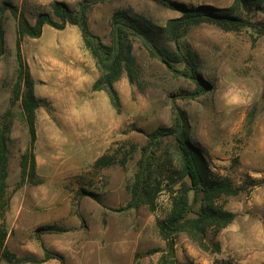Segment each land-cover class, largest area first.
<instances>
[{
	"label": "rangeland",
	"instance_id": "obj_1",
	"mask_svg": "<svg viewBox=\"0 0 264 264\" xmlns=\"http://www.w3.org/2000/svg\"><path fill=\"white\" fill-rule=\"evenodd\" d=\"M53 1L0 0V8L5 2L14 4L32 23L39 12L50 11ZM61 1L74 8L80 0ZM172 1L187 6L226 7L233 0ZM117 10H124L147 27L155 26V41L171 48L173 43L162 28L179 11L155 0L97 3L88 11V26L105 43L110 42V17ZM238 11L253 24L264 25V6L246 5ZM2 15L0 123L8 125L9 202L0 227V253L6 246L18 256L41 257V241L49 250L61 254L65 264H155L165 247L155 221L169 210L168 192L163 190L158 195L153 210L146 205L121 208L129 200V186L147 141L146 133L158 125H170L178 108L186 115L188 139L201 150L209 168L228 176L242 190L219 201L235 213L234 220L218 233L206 234L209 246L217 243L219 250H202L179 232L174 236L177 259L193 264L264 262V34H257L251 27L225 31L210 22L189 27L179 41L198 54L196 72L206 88L196 96L190 94L196 88L192 79L173 73L147 51L137 36L130 35L138 76L129 82L122 74L114 83L120 93L118 134L103 150L114 155L115 160L124 156V164L115 161L105 167H94L93 162L70 165V150L53 147L47 138L55 134L56 128L62 134L70 133L68 128L76 114L62 118L60 110H55L50 116V103L39 101L32 151L36 176L41 182H25L17 187L19 159L28 145L29 134L19 106L24 86L17 82L15 20L8 9ZM175 66L182 69L184 64ZM75 102L67 97L61 107L69 110ZM167 141L171 140L164 139ZM156 173L163 177L167 169ZM189 199L197 208L198 193L191 191ZM148 249L154 251L145 255ZM0 264H7L1 255Z\"/></svg>",
	"mask_w": 264,
	"mask_h": 264
},
{
	"label": "trees",
	"instance_id": "obj_2",
	"mask_svg": "<svg viewBox=\"0 0 264 264\" xmlns=\"http://www.w3.org/2000/svg\"><path fill=\"white\" fill-rule=\"evenodd\" d=\"M103 1L105 0H80L74 8H71L61 0H54L50 4V11L39 12L32 23L14 4L5 2L0 8V53L4 44L3 10L8 9L15 20L14 50L18 70L17 82L18 85L24 86L19 106L29 134L28 145L19 159L17 187L25 182L32 185L41 182L36 176L35 158L32 151L35 141V110L39 100L34 95L33 81L22 57L21 41L24 37H39L44 24L55 29H62L66 24L79 27L83 45L95 59L100 72V76L93 84V90L106 91L116 112L120 111V101L113 84L122 74L126 75L129 82H133L138 76V66L132 54L130 35L137 36L147 51L173 73L192 79L196 88L190 94L196 96L206 88L196 72L198 54L188 44L179 41L189 27L210 22L225 31H239L243 27H251L257 34H264L263 24H253L247 18L242 17L238 11L246 5L261 8L264 6V0H233L226 7H216L210 4L187 6L172 0H155L179 11V15L168 19L162 28L173 43L171 48L155 41L154 33H157L154 30L155 26L143 25L124 10L112 13L109 30L110 42L105 43L88 26V11L93 5ZM179 63L184 64L182 69L175 66ZM17 97L16 92L15 98ZM186 127L185 112L177 108L170 125H158L146 133L147 141L142 146L137 168L129 186L130 197L126 205L121 208L123 210L137 209L140 205H146L148 209L153 210L158 195L163 190L168 192L169 210L163 218L155 221L157 232L165 241V247L160 250L155 264H193L191 262L182 263L175 255L174 236L179 232L184 233L202 250L218 251L217 243H214L212 247L209 246L206 234L208 231L216 234L234 220L235 213L225 209L219 201L223 197L236 195L242 190V187L235 185L228 176L216 174L209 168L201 150L188 139ZM7 133L8 125L0 123V227L4 222V213L9 202L6 191ZM164 139L171 141L164 142ZM158 150L159 153H157ZM115 161L123 165L125 157L115 160L114 155L103 153L93 161L92 165L105 167ZM162 168L167 169V173L163 177H158L156 172ZM191 191L198 193L197 208L192 207L189 199ZM39 244L43 251L41 257L32 254L18 256L6 246L2 247L0 255L7 264L41 263L48 259H57L59 264H65L61 254L49 250L41 241ZM153 251V249H148L144 254L147 255ZM214 264L234 263L215 261ZM258 264H264V262Z\"/></svg>",
	"mask_w": 264,
	"mask_h": 264
},
{
	"label": "crops",
	"instance_id": "obj_3",
	"mask_svg": "<svg viewBox=\"0 0 264 264\" xmlns=\"http://www.w3.org/2000/svg\"><path fill=\"white\" fill-rule=\"evenodd\" d=\"M25 38L21 53L33 81L35 97L50 103V116L55 110H60L61 117L76 114V120L71 119L73 125L68 128L70 133L62 134L56 128L55 134L47 139L53 147L70 150L67 160L70 165L93 162L117 138L119 119L107 92L93 90L100 72L83 45L79 27L66 24L55 29L44 24L39 37ZM113 86L120 97L116 84ZM67 97L77 100L69 110L61 107ZM41 263L57 264L53 259Z\"/></svg>",
	"mask_w": 264,
	"mask_h": 264
}]
</instances>
